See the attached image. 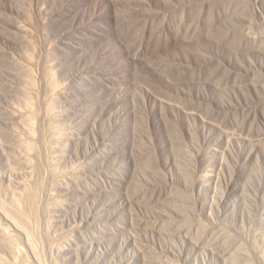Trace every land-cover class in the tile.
Here are the masks:
<instances>
[{
	"label": "rangeland",
	"instance_id": "rangeland-1",
	"mask_svg": "<svg viewBox=\"0 0 264 264\" xmlns=\"http://www.w3.org/2000/svg\"><path fill=\"white\" fill-rule=\"evenodd\" d=\"M0 264H264V0H0Z\"/></svg>",
	"mask_w": 264,
	"mask_h": 264
}]
</instances>
